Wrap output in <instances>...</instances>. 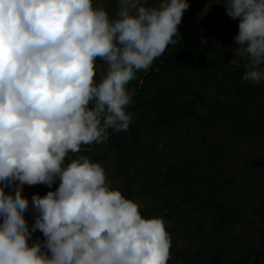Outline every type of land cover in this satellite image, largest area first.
<instances>
[{
  "label": "clouds",
  "instance_id": "obj_1",
  "mask_svg": "<svg viewBox=\"0 0 264 264\" xmlns=\"http://www.w3.org/2000/svg\"><path fill=\"white\" fill-rule=\"evenodd\" d=\"M224 6L239 18L242 81L260 84L264 0ZM188 7V0L156 7L117 0L111 18L93 0H0V264H168L164 220L143 216L101 164L83 155L65 160L82 144L106 143L109 129H129L135 92L127 86L178 43ZM97 59L107 64L99 82ZM56 182L31 197L29 228L23 186ZM12 184L14 194L5 192ZM36 230L44 240L29 244Z\"/></svg>",
  "mask_w": 264,
  "mask_h": 264
},
{
  "label": "rangeland",
  "instance_id": "obj_2",
  "mask_svg": "<svg viewBox=\"0 0 264 264\" xmlns=\"http://www.w3.org/2000/svg\"><path fill=\"white\" fill-rule=\"evenodd\" d=\"M160 2L149 0L146 6L156 7ZM225 2L188 0L189 7L178 26L179 35L174 39L185 43L189 35L188 38L193 37L197 44L196 39L200 38L203 42L200 49L196 46L199 54L209 52L216 35L234 31L237 18L227 14ZM93 3L104 7L110 17L115 18L117 0H93ZM230 37L227 35V42L219 40L222 54L235 55L237 60L246 61L235 51L238 45ZM171 46L170 52L176 50L178 44ZM158 62L159 58L154 60L150 69L157 68ZM183 63L173 59L167 71L152 76L147 88L157 92L158 97L173 92L177 99L183 97L191 86L198 91H207L206 101L199 102L196 109L200 117L178 119L169 124L158 100H152L144 90L137 98L132 97V104L127 109L133 115L127 131L109 129L106 143L95 144L90 149L82 144L81 148L85 149L74 156L83 155L101 164L110 185L136 201L143 216L164 220L170 235L168 264H253L264 243V128L261 125L248 132V122L245 125V121L238 120L234 124L228 116L223 118L224 121H216L226 106L238 103L233 94L226 93L234 90L236 85L231 80L213 84L209 76H215V73L206 67L203 69L206 72L204 79L197 77L190 86L186 84L189 81H181L179 86L180 82L173 83L171 76H177L183 70ZM95 65L94 79L99 82L106 74L107 64L97 59ZM147 75L148 71L138 72L137 79L129 86L141 87ZM188 100L191 99L188 97ZM179 103L180 100L176 101L175 107L183 110ZM241 108L250 123L253 122L257 111H245V106ZM195 145L200 148L201 157L196 156L200 161L209 158V149L213 155L218 154L212 156V166L207 169L205 180L195 187L193 194H163L169 187L164 177L196 155L192 151ZM216 148L218 153H214ZM72 159L69 153L65 163ZM58 186V182L51 189L44 184L29 186V209L25 212L29 228L35 221L31 197L46 195ZM37 240H44L39 230L31 234L28 242L31 244Z\"/></svg>",
  "mask_w": 264,
  "mask_h": 264
},
{
  "label": "trees",
  "instance_id": "obj_3",
  "mask_svg": "<svg viewBox=\"0 0 264 264\" xmlns=\"http://www.w3.org/2000/svg\"><path fill=\"white\" fill-rule=\"evenodd\" d=\"M142 3H144L146 6L147 4H149V0H143ZM238 32L239 18L236 19L234 31L223 32L222 34L220 33L221 35L218 37L216 35L214 44H211V50L209 52H205V54H199L200 51L198 52V49H200L201 47V43H203L201 39H196L197 44H195L193 42V37L188 38L189 35L187 36L186 42L177 43V49L173 50L172 52H170V48L172 46L169 45L165 53L159 57L157 68H151L148 70V75L146 76L145 83L142 84L141 87H137L135 89L131 88L128 85V90H134L135 94L133 95V98H137L138 93L146 90V92L149 93L150 97L152 96V100H158L161 107L164 109V112L166 113L165 116L167 117L169 124L175 122V120L178 119L188 120L189 118H197L200 117V114H198V112L196 111V109H198V103L206 101L207 91H198L196 87L191 86V89L186 90L183 97H181L180 99L175 98V96H173V92H171V94L166 92V97H158V95L156 94L157 92L155 93L153 92V89L147 88V84L151 83L150 80L154 74H159L167 71L173 59L175 61L179 60L182 63L184 62L183 70H180L177 76H171V80H173V83L180 82L179 86L181 85V81H183L184 83L189 81V83L186 84L190 86L191 81H194L195 78L198 77L199 79H204L206 72L203 69L207 67L208 69H212V71H214L215 73V76L212 74L211 76H209V79L213 84H216L219 81L227 82L228 80H231L233 81L234 85H236V88L234 90H228L226 93L233 94L234 101L237 100L238 103L232 104L231 107L226 106V110L223 112V114L220 112L219 117L215 118L216 121H224L223 118L225 119L228 116V118H231L233 120L234 124H236L238 120L245 121V125H247L248 122V125L250 127L248 132L255 130V128H258L261 125L264 128V81H261L260 84L242 81V75L245 71L244 64L246 63V61L244 59H240L238 65H233L230 62L233 59H237L236 56L230 54L228 55L227 53L222 54V50L220 48L221 45L219 44V40H221L222 42H227V35L230 34L232 36L230 38L234 39L235 36L238 35ZM196 46H198V49L196 48ZM193 52L196 55H194ZM262 67H264V65H262ZM188 72H190V74H187ZM183 78L185 79V81L183 80ZM260 96H262L263 98ZM188 97L191 100H188ZM171 99H173L174 101H172ZM178 100H180L179 105L184 108L183 110L175 107L176 101ZM242 106L246 107L247 110L245 111H257L258 115L256 118H254L253 122L250 123L247 115H245V112L242 111ZM194 143L195 142H193V144ZM94 147L95 143L85 146V148L87 149ZM85 148H81L80 151ZM192 148V151L195 152L196 155L189 157L185 161V163L181 165V167H184L183 170L181 167H178L177 169H174L173 172L171 171L170 174L164 177L165 180L167 179V185H169V187L164 190L163 194H193L195 187L200 186L202 180H205L207 176L206 171L212 166L211 158L212 156L214 157L218 154L213 155V151L209 149L207 150L209 151V154H211L209 155V158H204V161H200L196 157L197 155L201 157L200 148L198 147V145H195ZM207 151L205 150V152ZM218 151L219 150L216 148L214 150V153H218ZM72 157L74 159L77 158V156H74V154H72ZM165 180L164 182L162 181L164 184L166 183ZM197 189L199 190V187ZM155 193L159 194L158 191H156ZM176 207H178L177 204ZM262 246L264 247V243L262 244ZM263 247L261 248L260 252L256 253V258L255 260H253V264H264Z\"/></svg>",
  "mask_w": 264,
  "mask_h": 264
},
{
  "label": "built area",
  "instance_id": "obj_4",
  "mask_svg": "<svg viewBox=\"0 0 264 264\" xmlns=\"http://www.w3.org/2000/svg\"><path fill=\"white\" fill-rule=\"evenodd\" d=\"M16 183H18V181ZM15 186H16L15 184L5 186L4 190H5V192H12L14 194V192H15ZM23 194L27 198L29 197V185H26L25 184L23 186Z\"/></svg>",
  "mask_w": 264,
  "mask_h": 264
}]
</instances>
